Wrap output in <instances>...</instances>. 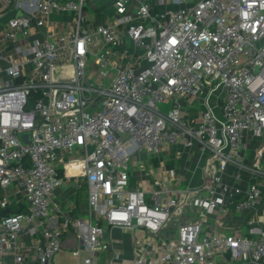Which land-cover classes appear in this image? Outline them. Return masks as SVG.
I'll list each match as a JSON object with an SVG mask.
<instances>
[{"label":"built area","instance_id":"built-area-1","mask_svg":"<svg viewBox=\"0 0 264 264\" xmlns=\"http://www.w3.org/2000/svg\"><path fill=\"white\" fill-rule=\"evenodd\" d=\"M175 1L179 9L156 12L145 0H115L113 22L91 26L87 0H0L12 11L0 21V206L14 187L28 203L2 219L0 257L24 264L20 234L31 227L43 237L31 245L37 264H51L72 229L74 255L84 250V264H96L103 220L133 236L134 264H264V166L247 157L264 138V0ZM57 14L72 18L56 23ZM90 57L114 74L108 85L89 77ZM190 97L203 106L197 119L182 115L178 100ZM175 144L212 154L210 185L183 189L174 169L153 162ZM71 179L87 185L89 218L63 220L54 204ZM181 198L196 218L164 239ZM231 208L250 210L260 229L205 231L210 214L218 223Z\"/></svg>","mask_w":264,"mask_h":264},{"label":"crops","instance_id":"crops-1","mask_svg":"<svg viewBox=\"0 0 264 264\" xmlns=\"http://www.w3.org/2000/svg\"><path fill=\"white\" fill-rule=\"evenodd\" d=\"M86 14L89 24L94 26L98 23H112L115 17L114 1L115 0H87ZM151 4L154 11L162 12L164 10H177L182 4L171 0L170 2L161 3L162 0H145ZM200 0H186L185 5H195ZM137 2H132L128 15L135 18V9ZM4 4L0 2V21L7 20L11 15V10L4 9ZM65 18V20H62ZM71 14H57L54 17L56 23L61 21H68L71 19ZM98 41V39H97ZM100 42V40L98 41ZM178 102L181 105L182 115L186 119H197L200 117L203 110L202 104L190 97L187 99H180ZM176 103L175 100L163 103L162 108L168 111ZM247 157L250 163H257L264 166V138L252 142L251 147L247 150ZM153 162L157 165L164 164L168 169H174L176 172L175 184L181 188H196L201 186H208L211 183V178L216 170V163L213 156L209 152H202L197 147L187 148L182 144H175L172 146H165L160 156H154ZM72 169L75 166H70ZM139 175L132 177L133 185L138 186L139 178H146L144 173L136 171ZM137 178V179H136ZM248 178V177H247ZM75 180H66L65 185L55 192L54 204L58 206L63 214V220L69 218H89L91 216L88 205V188L82 182L81 188H76ZM4 193L0 190V202L2 201ZM189 199L181 198L182 205L174 214L170 225L161 232V237L164 239L177 238V228L182 222H190L195 220V211L189 203ZM231 204V201H228ZM28 203L23 192L14 187L11 189L10 200L7 207L4 209L0 206V224L6 215L26 213ZM233 205V202L231 206ZM264 209V200L262 204ZM251 211L244 210L237 212L231 208L228 215L221 216L217 223L216 214H210L208 222L205 225V231L212 232L216 229L222 233L244 234L249 237L254 235L253 232L260 229L258 224H250ZM104 228V235L102 237L103 249L96 258V264H134L135 257L139 252L134 243L133 236L126 232L123 228L118 226H106L103 220H100ZM29 231L20 234V242L25 245L24 250V264H37V257L31 245L34 243L43 242V237L37 231ZM142 236L146 240L152 237L145 231H141ZM79 241L72 229L66 230L62 235L61 251L54 257L51 264H84V258L87 253L82 250L80 258L74 255V252L79 248ZM31 248V249H30ZM0 264H16L15 255L7 254L0 257ZM219 264H226L225 259L220 258ZM233 264H256L243 260L235 261Z\"/></svg>","mask_w":264,"mask_h":264},{"label":"rangeland","instance_id":"rangeland-1","mask_svg":"<svg viewBox=\"0 0 264 264\" xmlns=\"http://www.w3.org/2000/svg\"><path fill=\"white\" fill-rule=\"evenodd\" d=\"M62 20H65V18H62ZM144 53H145V50L140 49L138 52V55H143ZM87 63H88L89 77L92 79L93 82L98 83V84L99 83H105L106 85H108L110 83L114 74L104 75L103 72L100 71V67H98L94 63L93 57H90L88 59Z\"/></svg>","mask_w":264,"mask_h":264},{"label":"water","instance_id":"water-1","mask_svg":"<svg viewBox=\"0 0 264 264\" xmlns=\"http://www.w3.org/2000/svg\"><path fill=\"white\" fill-rule=\"evenodd\" d=\"M22 140L25 141V142H27L28 141V136L27 135L23 136L22 137Z\"/></svg>","mask_w":264,"mask_h":264},{"label":"bare ground","instance_id":"bare-ground-1","mask_svg":"<svg viewBox=\"0 0 264 264\" xmlns=\"http://www.w3.org/2000/svg\"><path fill=\"white\" fill-rule=\"evenodd\" d=\"M68 169H69V170H72V168H71L70 166L68 167Z\"/></svg>","mask_w":264,"mask_h":264},{"label":"trees","instance_id":"trees-1","mask_svg":"<svg viewBox=\"0 0 264 264\" xmlns=\"http://www.w3.org/2000/svg\"><path fill=\"white\" fill-rule=\"evenodd\" d=\"M5 209V208H4Z\"/></svg>","mask_w":264,"mask_h":264}]
</instances>
